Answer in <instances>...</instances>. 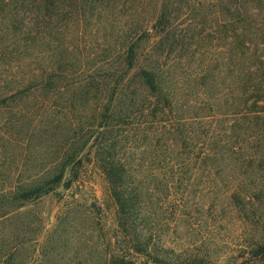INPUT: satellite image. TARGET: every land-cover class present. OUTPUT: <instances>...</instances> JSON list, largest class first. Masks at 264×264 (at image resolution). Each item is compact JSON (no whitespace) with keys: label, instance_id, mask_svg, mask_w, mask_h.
I'll return each mask as SVG.
<instances>
[{"label":"rangeland","instance_id":"obj_1","mask_svg":"<svg viewBox=\"0 0 264 264\" xmlns=\"http://www.w3.org/2000/svg\"><path fill=\"white\" fill-rule=\"evenodd\" d=\"M58 1L64 8L52 20L60 28L42 27L41 8L38 40L20 49L40 74L53 67L65 80H48L55 88L47 91L42 77L38 88L0 95V264H119L103 161L120 156L145 183L148 173L164 172L153 163L165 151L149 138L159 115L126 93L148 48L169 67L164 87L174 91L165 111L195 132L181 145L184 173L170 180L180 185L144 211L151 241L164 249L145 260L164 254L171 264H264L250 247L264 242L263 171L253 163L242 173H208L216 170L210 142L231 141L234 127H245L248 149L264 142V0ZM18 6V17L26 16ZM133 41L140 48L124 71ZM251 107L260 119L235 121ZM56 173L61 180L49 182Z\"/></svg>","mask_w":264,"mask_h":264},{"label":"trees","instance_id":"obj_2","mask_svg":"<svg viewBox=\"0 0 264 264\" xmlns=\"http://www.w3.org/2000/svg\"><path fill=\"white\" fill-rule=\"evenodd\" d=\"M16 3L19 4L20 8L23 6L24 10L28 11L26 16L18 17L19 11L16 10ZM60 6L58 0H0V95L10 90H13V94H15L30 88H38L39 85L41 86L42 77H44L43 88L47 91L55 88L46 84L48 80L53 77L65 80L67 74L61 71L57 72L53 67L44 69L40 74L36 70L37 66L34 67L36 59L34 60V57H32V61L25 62L22 49H20L22 48L20 46H25V42L33 44L38 40L35 34L40 30V22L36 16L41 8L44 11L41 17L43 19L42 27H46L50 32L53 28H60L56 24L54 25L55 21L52 20L53 11L57 12ZM2 11H5L6 15L1 13ZM139 48L134 41L130 43L126 54L122 58L126 68L124 71L134 66ZM145 52L144 59L145 62L147 61L145 66L139 67L132 76L137 85L132 89L125 90L129 99L133 102L138 98H143L140 103L138 101L137 103H142L143 110L149 108L148 114L159 115L153 117V120H156V124L159 125L149 131V138L153 140L154 147L156 146L158 149L165 151L164 158H159L155 164L153 163V167L163 169L164 172L148 173V179L145 183L141 179L140 173H134V178L131 173H128L129 166L125 164L120 156L116 159L107 157L103 161V170L108 182L109 192L117 209L118 235L121 242L119 264H129L130 262H133V264H171L172 260L167 259L166 261L164 254L161 257L157 255L158 257L154 259V263L145 260L151 253L161 250L163 252L164 249L157 248L158 244L151 241L154 234L152 229L146 225L148 221L145 219L148 215L145 216L144 211H146L145 209L149 203L154 205H156V202L160 203V198L164 197L165 191L169 189L173 182L175 186L180 185L179 181L170 183V180L172 176L177 180L178 173H184L185 162L182 156L184 151L181 145L184 143L186 146L185 140H188L190 136H194L195 132L185 126V122L181 120L182 117L175 113L172 114L170 110L165 111V106H168L170 102L167 100L172 97L174 91L173 84L171 88L164 87V83L171 80H168L169 71L167 70L169 67H163L162 64L159 66L160 51L155 48H148ZM29 65H31L30 68H26ZM123 74L126 75L125 72L121 75ZM124 80L121 79V81ZM242 99L243 103L246 104L247 98L242 97ZM144 102L146 103L144 104ZM251 108L246 110L247 113L240 112V117H237L235 121L242 123L244 119L246 121L249 119V122L260 119L262 117L260 113H257L256 109H253L254 107ZM163 114L164 117L161 118ZM245 115L246 117H244ZM262 115H264V112ZM169 116L171 119H169ZM231 132L232 134L229 136L233 138L231 141H228V138L226 141L210 142L209 149L213 151L214 155L210 160L212 163L215 162L214 167L216 170L212 172L210 168L208 173H242L240 167L246 168L253 163H255L254 169L262 170L264 173V142L260 146L254 147L253 150L252 147H249L251 149L249 150L248 146L242 141L247 136L245 135V127H242V125L236 126L231 129ZM245 149H248V151ZM202 162L205 163L204 159ZM234 163L238 164L236 170L233 169L235 167ZM188 171L189 169H187ZM61 178L62 173H56L49 182H59ZM42 187V185H39L38 187L26 189L20 192L17 198H27L37 193L38 188L40 190ZM253 194L248 192L246 195L248 200L253 198ZM15 198L13 197V199ZM250 247L254 257L264 258V242H251ZM131 254L136 256L137 261H134Z\"/></svg>","mask_w":264,"mask_h":264}]
</instances>
